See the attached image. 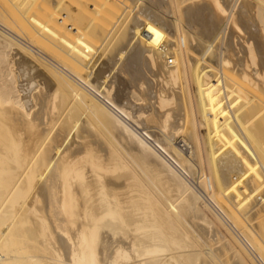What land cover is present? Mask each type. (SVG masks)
Here are the masks:
<instances>
[{
    "label": "bare ground",
    "instance_id": "1",
    "mask_svg": "<svg viewBox=\"0 0 264 264\" xmlns=\"http://www.w3.org/2000/svg\"><path fill=\"white\" fill-rule=\"evenodd\" d=\"M8 2L0 264H264V0Z\"/></svg>",
    "mask_w": 264,
    "mask_h": 264
},
{
    "label": "rangeland",
    "instance_id": "2",
    "mask_svg": "<svg viewBox=\"0 0 264 264\" xmlns=\"http://www.w3.org/2000/svg\"><path fill=\"white\" fill-rule=\"evenodd\" d=\"M9 6H11V4L8 2V0H0V15L2 14L3 16L5 15L4 13H3V11L4 10H6V11H8L9 10ZM150 111H148L147 113H149ZM199 129V128H198ZM201 132H202V130H201ZM200 132V130H199V133H200V135L203 133H201ZM202 169L204 170V171H206V174H208V169H207V165L205 164V163H203L202 164ZM194 174H195V181H196V183L198 184L199 182H201V179H202V177H198V170H196V168L194 167ZM201 184V183H200ZM200 184H199V186H200ZM259 220V218H257L255 221L257 222ZM255 231H256V233H255V235L257 236V235H259L260 236V234L258 233V231L256 230V229H254ZM256 238V237H255ZM218 246H217V244L216 245H214V248H217ZM254 253V252H253ZM255 256H257L256 254H255ZM258 258H259V256H258Z\"/></svg>",
    "mask_w": 264,
    "mask_h": 264
}]
</instances>
